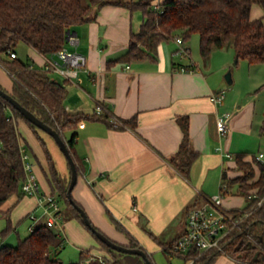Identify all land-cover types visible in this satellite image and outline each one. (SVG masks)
Here are the masks:
<instances>
[{
    "label": "crops",
    "instance_id": "obj_1",
    "mask_svg": "<svg viewBox=\"0 0 264 264\" xmlns=\"http://www.w3.org/2000/svg\"><path fill=\"white\" fill-rule=\"evenodd\" d=\"M263 14V9L256 3L252 5V18ZM142 21L140 10L106 4L99 9L94 20L74 26L68 41L74 45L83 41L86 46L64 48L82 54L85 65L75 68L76 75L71 79L47 69V59L51 57L29 44L30 55L23 60L46 68L55 80H68L65 99L68 111L92 114L98 101L109 110L108 123L83 119L77 125L73 149L79 175L72 193L94 224L110 238L129 243L127 235L116 229L109 215L151 254V250H162V247L147 229L161 241L172 240L185 229L188 206L200 203L203 195L215 194L218 184L220 190L230 178L243 174L236 164L237 153L245 152V159L251 160L253 154L264 151L260 128L264 118V93H253L252 85L250 89L243 86L241 64L231 68L236 56L232 47L215 49L205 60L201 54L193 58L191 48L184 45L189 47L188 54L178 58L173 55L176 48L168 47L165 41L152 58L128 62L116 60L127 50L131 33L140 29ZM190 62L195 63L193 70L180 69L181 64ZM249 65H259L254 69H260L264 63ZM228 68L231 72L229 79L225 75ZM255 73L251 82L255 86H264V74ZM0 83L8 89L12 85L8 71L1 65ZM219 91L225 92V98L221 104H216L211 96ZM226 111L231 113L229 130L221 133L218 116ZM179 116L188 117L191 146L199 152L188 176L169 161L183 138ZM111 117L123 124H116ZM131 118H135L132 124L124 122ZM22 129L31 132L20 120L18 130L22 142L29 143L33 156L46 167L37 142H34L36 148L33 147ZM70 134V131L66 132L67 137ZM34 162L41 190L50 192L43 169L35 159ZM238 190L235 184L225 193L234 197L224 199L227 207L240 209V205L246 203ZM237 196L241 197L239 201ZM6 210L13 230L26 218L31 219V225L47 220L36 195L13 194L1 206L2 213ZM31 214L37 216L35 220ZM61 223L57 227L64 241L70 238L69 231L71 240L80 245L97 244L96 241L91 243L84 226L76 218L63 219ZM17 235L19 237V233ZM88 248L81 247V250ZM91 251L103 256L98 250ZM226 257L227 264H235Z\"/></svg>",
    "mask_w": 264,
    "mask_h": 264
},
{
    "label": "trees",
    "instance_id": "obj_2",
    "mask_svg": "<svg viewBox=\"0 0 264 264\" xmlns=\"http://www.w3.org/2000/svg\"><path fill=\"white\" fill-rule=\"evenodd\" d=\"M255 3L264 11V0H162L160 9L154 8L151 0H0V65L8 71L12 80L10 89L1 83L0 86L66 139L79 175L73 149L77 125L83 119H99L108 123L109 114L68 111L65 106L68 80H55L46 68L37 67L32 62L20 58L16 52L19 42L23 41L39 52L56 58L58 51L65 47L68 30L72 31L74 26L94 20L102 6L116 4L131 11L140 10L143 15L140 29L131 33L127 50L116 59L118 61L152 58L161 43L177 36L184 42L193 33H199L200 54L205 60L215 49L232 47L238 61L246 59L251 64L264 63V14L257 18L251 17L252 5ZM185 48L188 52L189 47ZM11 51L15 52V57L11 56ZM134 119L124 122L132 124ZM20 120L30 128L40 148L47 166L50 192L59 198L63 219L65 213H68L96 238L97 244L82 249L79 261L70 264H146L139 254L111 248L86 225L67 195L71 178L69 161L67 160L70 175L67 179L61 176L47 140L38 131L39 127L2 96L0 212L2 204L11 195L25 194L22 190L25 179L22 146L35 155L29 143L22 142L23 137L18 130ZM178 121L183 130V138L178 149L169 157V161L188 176L199 152L191 146L188 117L179 116ZM260 128L264 134V118ZM69 131L71 134L67 137L66 132ZM245 155V152L236 154L237 167L243 170V174L230 178L220 190L225 194L237 184L238 191L246 201L243 209L251 208L252 212L244 221L243 229L233 231L225 241V249L233 257L264 261V162L256 158L257 154H253L251 160H246ZM75 201L82 206L76 199ZM189 207L186 208L185 217ZM3 214L6 224L0 235L6 237L13 230V225L8 210ZM109 219L116 229L129 238V243L125 245L145 249L117 219L111 215ZM91 222L94 224L92 220ZM95 227L101 230L97 225ZM147 230L160 244L167 257L178 258L183 264H215L223 254L218 249L200 253L196 247L178 251L174 249V244L180 234L170 241H161ZM60 232L57 226H49L46 222L34 225L28 235L17 238L15 245H0V264H61L60 260L53 256L58 255L61 247L65 245ZM92 249L101 252L103 258L92 257ZM148 256L151 258L149 253Z\"/></svg>",
    "mask_w": 264,
    "mask_h": 264
},
{
    "label": "built area",
    "instance_id": "obj_3",
    "mask_svg": "<svg viewBox=\"0 0 264 264\" xmlns=\"http://www.w3.org/2000/svg\"><path fill=\"white\" fill-rule=\"evenodd\" d=\"M154 8L160 9L162 0H151ZM71 37V35H70ZM178 48L173 52V55L184 58L187 55V50L183 46V40L180 36L175 38ZM11 56L15 57V52L11 51ZM85 65V57L77 52H69L65 48L57 53V57L47 59V69L56 70L66 78L71 79L76 75L75 68ZM194 62L187 65L181 64V70H193ZM225 98V92L219 91L213 93L211 99L216 104H221ZM95 112L108 113L101 101L95 105ZM109 114V113H108ZM231 118L230 112H222L218 116V129L221 133L229 130V121ZM116 124H123L117 118H112ZM231 156L230 153H227ZM21 156L23 160L25 179L22 184V190L25 194L36 195L38 203L43 213L46 215V223L49 226H61L63 220L62 206L59 199L51 192H43L41 190L40 180L35 168V162L32 153L25 147L21 148ZM259 161L264 162V152H259L256 155ZM223 193L213 195H203L200 203L192 204L187 212L186 226L182 233L177 238L174 249L178 251H186L189 248L196 247L200 253L210 249H218L226 256L230 257L235 264H264L262 260H252L249 258H242L240 256H230L225 249V241L235 230H242L243 223L251 214L252 209H232L224 204ZM32 219L37 216L31 214ZM34 225L30 226V230ZM92 257L103 258L102 255L95 254L91 251ZM86 264V263H83ZM173 264V263H171Z\"/></svg>",
    "mask_w": 264,
    "mask_h": 264
},
{
    "label": "rangeland",
    "instance_id": "obj_4",
    "mask_svg": "<svg viewBox=\"0 0 264 264\" xmlns=\"http://www.w3.org/2000/svg\"><path fill=\"white\" fill-rule=\"evenodd\" d=\"M85 1H87V0H85ZM256 6H259V8L262 9V7L259 4H257V3H256ZM253 13H255V11H253ZM166 44L170 48H178V46H177V44L175 42V39L173 41L172 40L167 41ZM184 45L185 46H189L191 48V53H192L193 58H195V57L198 58L200 56V35H199V33H193L188 40L184 41L183 46ZM85 46H86V43L83 42V41L81 43L77 44V45H74V44L70 43V41L67 40V42L65 44L66 48H73V49L74 48H83ZM30 48L31 47L28 44L20 42L16 46V50H17V52L19 54V57L22 58V59H26L30 55L29 54L30 53ZM178 58H181V57L178 56ZM234 60H235V58L233 59V62H234ZM239 61H238L237 64H234V65H233V62H232L231 68L235 69V68L240 66L239 64H241L239 69H241L242 72H243V78H242L243 86L249 88V86L252 85L250 87L251 88L253 87L252 88V92L253 93L260 92V91H262L264 93V89H263L264 86L263 85L259 84V85L255 86V83L251 82L253 80L255 71H256V73L259 72V73H263L264 74V65H260L261 66V67H259L260 69H254V68H258V67H255V66H259V65H255V66L253 65V66L249 67L250 63L246 59H240ZM229 73H231V72H230V70L228 68L225 71V75H227ZM248 81H250V83H248ZM38 131L45 138V140H47V143H48L49 148H50V150H51V152H52V154L54 156L57 168H58L61 176L69 179L70 173H69V166H68L67 158H66L65 154L63 153V151L60 149V147L57 144L56 140L54 139V137L52 135H50L49 133H47L43 129L38 128ZM22 133H23V135H25V137L27 139H29V141L31 142L33 147H35L34 146V142L36 143V141H35L34 135L31 132L25 131L23 129H22ZM263 136H264V134H263ZM37 154L39 155V151L38 150H37ZM33 157H34L37 165L39 167L41 166V168L43 169V171L45 173V176H46V179L48 180V177L46 175L47 166L45 167L43 165V162L41 163L40 160L38 159V157H36V156H33ZM44 164L46 165V162H44ZM219 191L220 190H219V184H218V187H217V190H216L215 194L219 193ZM53 194H55V193H53ZM55 196L57 197L56 194H55ZM231 196H232V194H229V195H225L224 194L223 195V200L226 199V198H234V197H231ZM236 198H237V201H239L241 199L240 196H237ZM244 206H245V203L243 202L240 205V207L243 209ZM107 218H108V216H107ZM64 219L67 221V220H70L71 217H70V215L68 213H65ZM31 222L32 221H31L30 218H26L24 220H21V222L18 223V225L16 226L17 227L16 230H12V232H10L6 237H2L0 235V245H2V244L15 245L17 243V240H18L17 239L18 238L17 233H19V236L21 238H24L26 235H28L29 232H30V225L32 224ZM5 223H6V218L3 215V213L0 212V231L4 228ZM83 228H84L83 230H85L84 232H86L88 234V236L90 237L91 243H95L94 241H96V238L93 236V234L90 231H88L85 227H83ZM67 232H68V236L70 238L65 241V245L61 247L58 255L53 254L54 257H57L60 260L61 264H70L72 262L79 261L81 247L85 248V247L89 246L91 248L92 245H96V244H91V245L88 244V246L84 245V244L80 245V244L77 243L76 240H71L72 238L70 236V233H69V231H67ZM150 256H151V259H152L154 264H170L171 262L173 264H183L182 261L180 259H178V258H169V257H167L165 255V253L161 249H157V250L153 249V250H151ZM227 261H228V258L226 257V255L222 254L218 258L216 264H227Z\"/></svg>",
    "mask_w": 264,
    "mask_h": 264
},
{
    "label": "water",
    "instance_id": "obj_5",
    "mask_svg": "<svg viewBox=\"0 0 264 264\" xmlns=\"http://www.w3.org/2000/svg\"><path fill=\"white\" fill-rule=\"evenodd\" d=\"M71 33L72 32L68 30V34H67L68 38L70 37ZM237 61H238V56H235L234 64H237ZM230 75H231L230 73L226 75L227 79L230 78ZM0 96H2L7 101H9L17 110H19L33 124H35L36 126L43 129L44 131H46L47 133H49L50 135L54 137L60 149L63 151L67 160L69 161L70 168H71V178H70L69 186L67 189L68 198L70 202L77 208L79 213L82 215L83 220L86 223V225L96 234V236L99 239H101L103 242L108 244L111 248H114L122 252L139 254L145 259L146 264H154L151 261V258L148 256V252L145 249L140 248V247H132V246H128L125 244H121L113 240L112 238H110L108 235H106L101 230L97 229L95 225L91 222V219L89 218L86 210L75 201L72 195V191L78 179L77 167H76L75 159L70 151V148L67 144L66 139H64L55 128H53L51 125L44 122L34 112H32L31 110L26 108L24 105H22L13 95H11L8 91L4 90L1 86H0Z\"/></svg>",
    "mask_w": 264,
    "mask_h": 264
}]
</instances>
